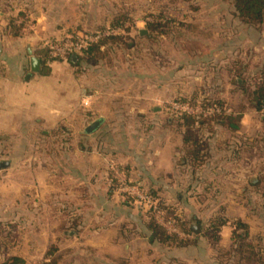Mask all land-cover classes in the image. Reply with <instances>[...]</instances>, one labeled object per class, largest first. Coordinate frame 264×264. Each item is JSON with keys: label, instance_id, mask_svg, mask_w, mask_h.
<instances>
[{"label": "crops", "instance_id": "0c3cea01", "mask_svg": "<svg viewBox=\"0 0 264 264\" xmlns=\"http://www.w3.org/2000/svg\"><path fill=\"white\" fill-rule=\"evenodd\" d=\"M54 1L58 5H44L47 12L35 16L32 28L21 20L16 35L8 14L0 12V145L10 141L29 146L26 152L11 151L10 158L1 159L9 163L0 171V189L11 193L10 216H18L25 204L28 224L37 226L30 232L32 239L50 240L52 232H58L66 257L76 259L73 264H208L214 254L210 250L199 254L208 226L195 214L194 200L199 196L202 201L198 204H203L209 199L205 194L222 190V177L228 176L227 171L222 172V159L235 160L240 141H228V152L222 156V125L214 127L220 135L214 138L205 133V161L194 167L185 128L177 121L163 120L167 98L190 94L177 83L178 69L164 87L166 79L160 73L140 70L129 77L112 76L100 59L94 65L81 56L75 62H50L46 42L61 41L87 29L84 13L77 19L75 7L67 0ZM133 30L140 38L150 33L140 25L126 31ZM33 57L41 62L39 73L31 72ZM143 57L139 55L138 62H144ZM96 121H100L99 127L87 133ZM244 127L241 121L234 134L241 135ZM254 161H259V155ZM255 172L251 168L246 172L249 176L239 180L241 193L258 192L264 172ZM24 174L25 190L20 180ZM123 181L153 192L158 201L172 208L192 231L185 232L175 224L190 236L177 237L195 242L194 246L168 248L155 242L150 225L154 220L164 228L162 214V221L155 215L152 220L151 212H141L127 202L128 196L120 188ZM245 200L243 208L257 207V196ZM52 224L54 230L46 229ZM196 224L201 225L200 234L192 230ZM59 249L61 252L62 247ZM51 257L44 253L43 261L49 263Z\"/></svg>", "mask_w": 264, "mask_h": 264}, {"label": "rangeland", "instance_id": "374dc122", "mask_svg": "<svg viewBox=\"0 0 264 264\" xmlns=\"http://www.w3.org/2000/svg\"><path fill=\"white\" fill-rule=\"evenodd\" d=\"M65 2L75 7L77 19L81 12L85 14L87 29L81 31L82 33L107 30L112 32L108 43L101 50L102 54L99 55L108 74L124 78L140 70L141 72L146 70L149 74L160 73L166 79L164 87H167L172 72L178 69L177 83H180L182 88L190 90V94L185 95L186 97L167 98L168 104L163 105L168 109L166 114H163L164 121L175 122L177 118L174 112L179 111L173 109V104L178 103L180 99L190 101L194 96L198 102L197 106H192L194 110L210 108L202 107L204 98L208 96L214 100L215 96L220 95L218 99L224 104L222 109V112L225 110L224 116L242 115L241 121L246 127L243 128L241 135H235L228 125L222 126V156L228 152V141L234 143L238 140L237 143L239 141L241 143V148L237 151L239 158L232 161L222 159V172H228V176L222 177V190L205 194L209 199H204L203 204H198L200 200L202 201L199 196L194 200L197 206L195 214H198L204 226H208L206 232H209L206 241L201 244L199 254L206 255V250L214 254L208 264H244L237 250L242 241L234 239L236 232L245 237L247 243L253 244L261 253L260 264H264V183L256 193L254 191L251 193L249 190L241 193V184L238 183L243 179L242 177L249 176L246 172H250L251 168L254 173L264 172V110L257 112L249 95L254 89L252 79L256 74V66L264 65V24L258 29L243 26L234 18L232 5L218 0H67ZM48 3L57 4L54 0H0V12L8 14L10 22L14 20L16 26L22 24L21 20H25L26 25L32 28L36 21L35 16L47 12L48 7L44 5ZM71 15L73 16V13ZM113 23L119 27L113 28ZM103 24L106 26L100 27ZM148 24H155L157 28L154 32L148 29L150 33H147L146 38H140L137 31L133 30L131 33L126 31L137 25L148 28ZM159 24L164 26L158 27ZM97 25L100 28L94 29L93 27L96 28ZM73 28L75 29L74 26ZM194 43H197L198 47ZM201 53L203 55L200 56ZM139 55L145 56L142 58L144 62H138ZM237 62L247 66L242 77L237 75ZM243 81L246 82L245 87H249L247 92L241 86ZM122 86L126 87L127 84L123 81ZM214 127L217 128V124H213L212 131L206 133L217 138L220 133L218 134L219 131L214 130ZM74 132L75 130L72 129L73 134ZM28 147L25 144H11L10 141L0 145L2 153H0V162L1 159L10 158L11 151L26 152ZM56 148L59 149V145H56ZM251 154L254 155L253 158ZM256 154L259 155L258 162L254 161ZM20 180L25 190L26 175L20 177ZM52 180L55 181L56 178ZM134 189L144 197L145 190L136 186ZM10 195V192L2 193L0 189V263L16 254L24 264H73L76 259L66 257L65 247L61 246L63 244L58 239V232H52L54 234L51 235L50 240H43L42 237L39 240L32 239L30 232H33L34 227L28 224L25 204L19 208L18 216H10ZM19 195L21 198V194ZM251 195L258 197L257 207L243 208L242 205L245 202L247 204L245 199ZM126 200L136 205L141 212H151L150 205L137 197L134 201L128 198ZM4 206L6 208L3 210ZM11 217L13 222L10 221ZM222 220L227 223L223 230V227H220ZM238 221L244 223L247 228L235 231V223ZM55 226L52 224L46 229L52 231ZM36 227L34 230H37ZM166 231L169 233V230ZM32 251L34 256L30 254ZM44 253L52 256L49 263L43 261Z\"/></svg>", "mask_w": 264, "mask_h": 264}, {"label": "trees", "instance_id": "16d2710c", "mask_svg": "<svg viewBox=\"0 0 264 264\" xmlns=\"http://www.w3.org/2000/svg\"><path fill=\"white\" fill-rule=\"evenodd\" d=\"M222 2H229L232 5L233 16L236 18L240 24L245 27L258 29L261 25L264 24V0H218ZM116 22V21H115ZM118 22V21H117ZM11 29L12 32L16 35L20 30L19 27L15 26L14 20L11 21ZM164 25L159 24L158 27H162ZM113 28L119 27V25L112 24ZM155 24H148V29L152 32L156 31ZM75 34H72V36ZM109 37L102 38L97 43L91 45L87 51L84 52L82 58H86V62L88 64L94 65L98 62L99 55L102 54L101 48L104 47L109 40ZM66 39V38H65ZM64 40V39H63ZM196 46L198 47L197 43ZM198 49V48H197ZM46 57L49 59L48 51L46 50ZM200 56L203 53L199 54ZM237 75L238 77H242L243 71L247 69V66H244L243 63L237 62ZM254 82V89L251 90L250 96L252 97L251 103L254 109L257 112H261L264 110V65L263 66H256V74L253 77ZM246 82H242V87L247 92L249 87H245ZM205 100V101H204ZM203 100L202 107H212L218 106L223 109L224 104L219 99H211L208 96L205 97ZM178 102L181 103H189L191 106H197L196 103L197 99L195 96L189 101L188 99H180ZM174 112V111H173ZM222 112L221 115H215L211 117H199L188 115L182 112H174L175 117L177 118L176 121L183 126L186 130V138L188 142H190V151H189V160L194 165V167L201 166L204 163L205 159V149L206 147L203 146L202 140L205 136L206 132H211L213 124L227 126L231 131H237L239 129V123L241 122L242 115L238 114H230L224 116ZM210 136V135H209ZM116 187L120 185L118 182L114 180ZM153 201H155L157 205L158 211L162 214V217L165 222H173L176 224L180 229L185 232L191 233L192 231L186 224H184L178 216H176L175 211L166 206L162 201H158L157 197L153 192L147 191L146 193ZM128 199L134 201L135 198L128 196ZM150 213V212H149ZM151 218L153 220L154 212L151 210ZM226 221L222 220L220 223V227L225 226ZM235 231L241 228H247V226L238 221L235 223ZM218 229V228H217ZM150 230L154 235V241L159 243L163 247L168 248H187L194 246L195 242L189 240H182L179 237L169 234L164 228L157 225L154 220L151 221ZM236 240L242 241L237 247L239 254L241 255V262L243 261L244 264H260L262 258L261 253L256 250V248L251 243H247L246 238L238 235L235 232ZM236 247V246H233ZM0 264H24L23 260L19 257H13L6 262Z\"/></svg>", "mask_w": 264, "mask_h": 264}, {"label": "built area", "instance_id": "2783aa9c", "mask_svg": "<svg viewBox=\"0 0 264 264\" xmlns=\"http://www.w3.org/2000/svg\"><path fill=\"white\" fill-rule=\"evenodd\" d=\"M111 31H96L93 33H78L75 35H71L64 40L56 41V42H46L45 49L49 54L50 62H68L72 56H82L85 51L89 49V47L102 38L109 37L111 35ZM173 109L188 115L193 116H211V115H222V108L218 106H212L210 108H204L201 110H194L190 104L187 103H174ZM121 191L130 197L136 199H141L150 205V210L153 211L156 218L161 217V213L157 209V205L155 201H153L146 193L144 197L138 192L135 191V187L130 184H126L124 181L122 186L120 187ZM162 221V219H161ZM164 229L169 230V234L179 236L180 238L188 239L190 236L188 234H183L179 231L178 227L174 225L172 222H162L161 223Z\"/></svg>", "mask_w": 264, "mask_h": 264}, {"label": "water", "instance_id": "95a60500", "mask_svg": "<svg viewBox=\"0 0 264 264\" xmlns=\"http://www.w3.org/2000/svg\"><path fill=\"white\" fill-rule=\"evenodd\" d=\"M144 33H146V32L144 31V32H142L141 34H144ZM77 59H78V57L75 56V55L72 56V57L70 58V60H71L72 62L77 61ZM40 67H41V62H40V60H39L38 58H36V57H33V58L31 59V72H32V74H34V73H39V71H40ZM32 74H29V75L27 76V79H30V77L32 76ZM99 125H100V121H96V122L92 123V124L86 129V132L89 133V134L92 133L93 131H95V130L99 127ZM8 166H9V163H8V162H0V171L5 170L6 168H8ZM192 230H193L194 233H196V234H200V233H201V225L198 224V225H196V226H193V227H192ZM152 238H153V237H152Z\"/></svg>", "mask_w": 264, "mask_h": 264}]
</instances>
